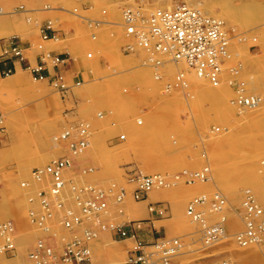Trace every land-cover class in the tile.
Wrapping results in <instances>:
<instances>
[{
	"label": "rangeland",
	"instance_id": "1",
	"mask_svg": "<svg viewBox=\"0 0 264 264\" xmlns=\"http://www.w3.org/2000/svg\"><path fill=\"white\" fill-rule=\"evenodd\" d=\"M179 2L198 5L224 22L234 35L227 66L240 67L239 80L262 99L260 107L245 110L230 103L234 92L228 84L229 72L223 74L222 84L216 88L206 80H196L180 66L189 84L178 87L175 66L166 65L157 79L151 68L142 65L146 56L143 49L123 52L127 43L135 42L127 37L123 26L116 25V21L122 23L126 8L147 15ZM44 20L52 21L63 33L64 38L58 41L44 42V51L60 45L62 51L70 53L65 73L69 87L58 90L46 80L35 79L27 69L20 71V67L18 73L0 75V111L4 115L0 223H13L15 245L11 254L0 251V264H34L29 254L39 239L59 252L61 244L73 238L58 221L57 208L48 219V232L30 217V210H41L38 201L31 198L50 186L48 176L36 181L32 169L63 156L72 162L60 196L66 206L79 211L72 186L93 185L114 192L124 188L127 192L120 204L109 200L107 213L100 215L101 224L90 218L80 229L79 237L86 227L95 226L101 235L89 242L93 264L98 260L126 263V252L118 249L110 235L111 228L124 221H153L160 239H177L180 246L169 264H264V234L261 242L247 246L235 240V234L245 227L241 213L245 191L250 190L264 208V0H0V36L15 34L37 44ZM88 20L101 24L91 28ZM33 50L28 54L32 59L40 52L36 47ZM80 124L89 126L88 145L74 155L69 144L75 137L62 139L61 135ZM121 134L125 139H119ZM217 150H223L227 181L219 179L212 166ZM206 165L210 167L209 180L172 182L177 173L198 171ZM138 173L170 177L168 184L138 201L132 196L135 185L128 181L129 175ZM217 192L226 201L221 210H210L208 202L199 205L203 222L187 213L192 199L205 196L210 200ZM151 203L164 207L162 216L150 213ZM136 207L143 208L142 215L130 218V211ZM216 224L224 228L225 236L207 243L204 228ZM98 238L103 247L100 244L101 250L96 252ZM134 246L132 243L129 248ZM146 250L152 253L153 261L162 263L154 247Z\"/></svg>",
	"mask_w": 264,
	"mask_h": 264
},
{
	"label": "built area",
	"instance_id": "2",
	"mask_svg": "<svg viewBox=\"0 0 264 264\" xmlns=\"http://www.w3.org/2000/svg\"><path fill=\"white\" fill-rule=\"evenodd\" d=\"M101 21L88 20V26L97 28ZM122 26L127 37L135 39L123 47L125 54L136 52V47L144 50L146 56L142 65L151 68L157 79L161 78V69L169 63L179 64L183 62L199 77L209 81L213 86L221 84L225 72H229L228 84L234 92L231 103L237 107H255L259 98L249 92L244 81L239 80L240 67L238 65L227 66L232 57L231 40L234 35L225 28L224 22L212 15L205 14L200 9L186 3H176L172 8H157L145 15L138 9L126 8L122 14ZM60 34L53 26L52 21L47 20L40 27V41L33 44L24 41L17 36H11L0 42V75L9 76L15 73L16 67L24 66L31 75L38 80H46L58 90L68 89L65 73L68 70L69 54H58L51 50L44 51V42L60 40ZM95 37V35H93ZM36 47L40 50L33 64L28 61L27 51ZM185 73L177 70L175 84L183 87ZM186 80V79H185ZM100 117L102 114L99 115ZM142 122L140 121L139 124ZM4 128V115L0 111V133ZM87 124H80L75 129L66 130L62 139L75 137L70 141L72 154L81 152L87 145ZM75 132H74V131ZM121 134L119 139H125ZM68 156L51 160L43 167L32 169V177L36 181H42L48 176L49 189H41L35 198L41 207L39 212L30 210L31 221L45 232L50 230L48 219L53 215V209L59 210L58 221L67 230H73L81 225L84 219L93 218L99 224L100 215L107 213L109 200L114 199L117 204L123 202L126 190L121 188L119 192L113 189L104 190L93 185L72 186L73 199L79 211L66 206L60 198L66 186L65 173L71 166ZM264 165V159L262 161ZM170 177V176H169ZM168 176L160 173L131 174L128 181L135 185L132 196L138 201L148 198L151 190L168 184ZM210 178V168L205 166L201 170L183 171L172 176V182L184 180L192 183L196 180L206 181ZM53 198V199H52ZM208 202L210 210L219 211L225 204V198L219 192L213 198L207 200L205 196L192 199L187 206V213L196 221L203 222V212L198 206ZM245 227L235 234V240L241 246L259 243L264 234V208L257 202L250 190L245 191L242 202ZM152 215L162 216L164 207L159 203L149 204ZM122 212V210H121ZM14 226L11 221L0 223V235L3 243L0 251L11 254L15 251L12 234ZM116 238H135V246L128 253L126 264H157L152 260V253L144 248L148 245L137 237L136 230H130L127 226L116 225L111 228ZM205 240L212 243L225 236L224 228L219 225H210L204 228ZM95 237L92 230L85 229L83 237L74 235L69 241L62 244L59 252L45 239H39L29 256L34 264H93L90 240ZM160 254L161 264L171 263V258L176 254L180 244L177 239L161 238L150 245ZM213 264H230L228 261H219Z\"/></svg>",
	"mask_w": 264,
	"mask_h": 264
},
{
	"label": "crops",
	"instance_id": "3",
	"mask_svg": "<svg viewBox=\"0 0 264 264\" xmlns=\"http://www.w3.org/2000/svg\"><path fill=\"white\" fill-rule=\"evenodd\" d=\"M47 20H44L42 24H44ZM57 31V30H56ZM6 33V32H5ZM58 33L60 34V38H64L63 37V33L62 32H59ZM11 36H17L15 34L13 35H7V36H0V42L1 40L5 39V38H8V37H11ZM19 37V36H18ZM21 39V38H20ZM24 41H27V42H31V40H24ZM59 46V47H58ZM64 47L60 46V45H57V46H53L52 48V52L54 53H58V54H69L70 53L68 51H62ZM66 48V47H65ZM35 50L30 49L27 51V55L30 53V52H34ZM39 52L37 54L34 55V58L32 59L31 57H29L28 55V61L30 64H33V62L37 59V56H38ZM27 63H24V66H26ZM24 66L20 67V71L26 69ZM1 69V67H0ZM19 71V67L17 66L16 67V71L15 73H18ZM85 220H83L82 224L77 226L76 228H74L73 230H67V233L73 237L74 235L78 236L80 234V229L81 228H84L85 227ZM119 225H123V226H127L128 229L130 230H136V233H137V237L139 240L143 241L145 244H148L144 249L146 250L147 247H150L151 244H153L154 242H157L160 238L155 234L154 232V222L153 221H149L147 223H140V224H136V223H133V222H130V221H124L122 223H120ZM85 229H89V230H92L94 233H95V236L96 237H99L101 235H99V231L96 229V226L93 228V227H86ZM103 233H106V232H103ZM110 235L115 238V242L118 243V249L125 253L126 252V256L128 255V253L132 250L130 249V245L133 243L135 245V238L133 237H127V238H116L112 232V230H110ZM101 238H98L97 242L95 243L94 247L96 250V252H99V250H101V246H102V243H101ZM99 243V245L97 246V244ZM64 244V243H62ZM61 244V246H62ZM103 247V246H102ZM147 251V250H146ZM175 264H177V261H174ZM97 264H107L104 260H98L97 261ZM126 264V263H125Z\"/></svg>",
	"mask_w": 264,
	"mask_h": 264
},
{
	"label": "bare ground",
	"instance_id": "4",
	"mask_svg": "<svg viewBox=\"0 0 264 264\" xmlns=\"http://www.w3.org/2000/svg\"><path fill=\"white\" fill-rule=\"evenodd\" d=\"M191 3V2H190ZM192 5V7H195V8H198V5H195V4H191ZM174 5H168V6H164V7H161V8H164V9H166V8H172ZM198 9H200V8H198ZM201 10V9H200ZM202 12H204L203 10H201ZM205 14H206V12H204ZM117 23V24H116ZM116 25L118 26V25H121L122 26V23H119V21H116ZM170 65H172V66H175L176 67V71L179 69V70H182V69H180L179 67L180 66H184L185 67V69L191 74V73H193L194 74V76H195V78H196V80H206V79H204V78H202V77H199L193 70H191V69H188V67L183 63V62H179V64H173V63H169ZM239 64V63H238ZM184 69V68H183ZM184 71V70H183ZM160 73H162V72H160ZM167 73V72H166ZM163 74V73H162ZM176 74V73H175ZM192 74V75H193ZM189 77V75H187L186 74V77ZM163 77V76H162ZM192 78H194L193 76H191ZM188 79V78H187ZM223 80V79H222ZM207 81V80H206ZM207 82H209V81H207ZM210 83V82H209ZM189 84V83H188ZM187 84V81L184 79V85L185 86H183V87H187L186 85H188ZM221 84H222V82H221ZM221 84H219V85H217V86H214V87H216V88H218ZM170 85V84H169ZM210 85H212L211 83H210ZM188 94V93H187ZM259 98V97H258ZM261 102H262V99L261 98H259V103L255 106V107H248V108H258V107H260V104H261ZM230 103H231V100H230ZM232 104V103H231ZM233 105V104H232ZM235 106V105H234ZM235 107H237V106H235ZM244 108V107H243ZM245 108H247V107H245ZM244 108V109H245ZM246 110V109H245ZM141 120L139 119L138 120V124H139V122H140ZM142 122V121H141ZM70 150V149H69ZM212 163H214V165H212V166H214V169H215V171H216V176L219 178V179H221L222 181H227V178L225 177V174H224V155H223V150H220V151H216V152H214L213 153V162ZM208 165V164H207ZM206 165V166H207ZM210 168V167H209ZM211 174V173H210ZM228 202V201H227ZM142 213H143V208L142 207H136L135 209H133L132 211H130V218H139V216L140 215H142ZM241 213H243V211L241 212ZM240 213V214H241Z\"/></svg>",
	"mask_w": 264,
	"mask_h": 264
}]
</instances>
